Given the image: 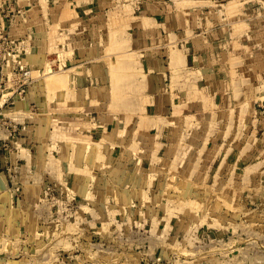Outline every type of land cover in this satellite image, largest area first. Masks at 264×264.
Wrapping results in <instances>:
<instances>
[{
	"label": "rangeland",
	"instance_id": "374dc122",
	"mask_svg": "<svg viewBox=\"0 0 264 264\" xmlns=\"http://www.w3.org/2000/svg\"><path fill=\"white\" fill-rule=\"evenodd\" d=\"M3 1L0 264H264V0Z\"/></svg>",
	"mask_w": 264,
	"mask_h": 264
},
{
	"label": "crops",
	"instance_id": "0c3cea01",
	"mask_svg": "<svg viewBox=\"0 0 264 264\" xmlns=\"http://www.w3.org/2000/svg\"><path fill=\"white\" fill-rule=\"evenodd\" d=\"M2 1L3 0H0V2H2ZM3 2H6V1L4 0ZM14 2H16V1H14ZM0 23H3V22H0ZM5 23H6V29H7V32H5V33H7V36H9L11 38H14L17 35H23L24 33H26L25 31H27V30L25 28H26L27 24L32 25V28L35 27L33 25L34 21H32L30 18L27 21V17L19 16L17 14L12 16V17H10V24H7V22H5ZM33 39L35 40L34 36H33ZM40 48H42V46H39V41H38L37 44L34 41L33 42V54L35 56L39 55L38 49H40Z\"/></svg>",
	"mask_w": 264,
	"mask_h": 264
},
{
	"label": "bare ground",
	"instance_id": "6f19581e",
	"mask_svg": "<svg viewBox=\"0 0 264 264\" xmlns=\"http://www.w3.org/2000/svg\"><path fill=\"white\" fill-rule=\"evenodd\" d=\"M112 73H113V70H112ZM115 74V73H114ZM115 75H117V74H115Z\"/></svg>",
	"mask_w": 264,
	"mask_h": 264
}]
</instances>
